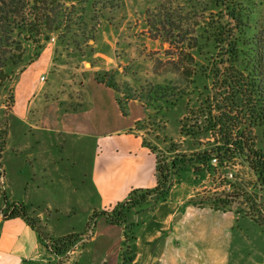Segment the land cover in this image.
Segmentation results:
<instances>
[{"label": "rangeland", "instance_id": "obj_1", "mask_svg": "<svg viewBox=\"0 0 264 264\" xmlns=\"http://www.w3.org/2000/svg\"><path fill=\"white\" fill-rule=\"evenodd\" d=\"M60 2L64 5L70 25L51 34L48 43L53 44L55 66L56 64L66 66H53L42 74L45 79L44 89H51V92L75 90L85 77L86 71H77L76 74L74 68L90 69L96 61H102L100 55L104 54L111 58L107 66H113L108 71L113 72L111 73L114 83L119 89L118 95L122 99L141 100L149 107L148 113L152 118L144 126L143 138L146 142L170 155L176 152L193 153L214 144L215 141L213 142L210 136L217 138V135L207 129L209 114L216 115L214 111L208 109L214 93L208 75L211 72L212 57L216 54L211 43L209 27L214 28L218 23L222 25L231 22L232 11L237 17L236 26L244 24L237 27L236 33L240 29L245 37L256 35L264 39V0H60ZM165 16H169L173 23L180 26L182 36L194 37L198 42L197 49L189 52L193 60L188 59L186 63L191 75L187 70L176 68L172 59L175 53L173 45L165 42L164 37L159 36V32L151 26L153 22L162 20L161 18ZM31 45V41H22L23 60H27L33 53ZM23 63L22 61L17 66H9L8 72H17ZM10 86L11 83L6 85L3 93H0V98L7 95ZM160 88H163L164 93H161ZM179 95H183V98L175 105L166 104V101L173 100ZM186 118L193 119V125L201 128L199 143H203V146L205 143L203 148L195 145L189 137L181 139L178 133L179 124ZM3 121L6 123L8 135L0 168V223L4 207L3 192L9 201L11 196H15L18 201L26 202L19 184L23 178L15 173L23 163H15L10 168L8 148L13 150L21 144L18 154L24 157L21 149L23 144L30 147L35 138L31 134V129L21 125L10 111L0 109L2 125ZM253 134L252 148L264 152L263 130L256 127ZM23 135H26V138ZM171 143H175L179 150L166 151ZM90 159L91 150L88 148L72 179L69 177L71 174L69 164L64 161L59 162L57 169H54L55 172L52 170L54 174L47 177L45 184L42 181L37 188L34 182L30 187L34 201L38 204L28 205L29 214L38 219L36 222L42 229L43 237L54 240L70 233L79 234L77 241L65 255L59 257L52 255L53 259L43 264H90L93 243L91 239L94 231L88 229L87 222L93 211L100 210L89 184ZM227 166L228 170L234 172L236 180L226 187L227 180L222 178L216 180V177H213L209 182L210 187L204 190L201 197L217 200L223 198L226 192L239 195L237 197L242 202L237 206L235 214L244 219L245 229L243 237L233 244L230 264H264V259L258 255L264 246V218H254L249 210L247 211L248 205L244 203L246 189L252 188L255 175L248 167L244 156L232 158ZM219 167L221 171L225 169L222 168V164ZM184 169L185 167L179 169L172 181L176 179L178 181L181 175L188 176L189 170L183 172ZM207 169L212 175L210 165ZM242 191L245 192L244 195L241 194ZM155 197L153 194L147 196L145 203L134 208L135 213L130 219L136 224L143 221L152 209ZM256 221L260 223L257 224Z\"/></svg>", "mask_w": 264, "mask_h": 264}, {"label": "crops", "instance_id": "obj_2", "mask_svg": "<svg viewBox=\"0 0 264 264\" xmlns=\"http://www.w3.org/2000/svg\"><path fill=\"white\" fill-rule=\"evenodd\" d=\"M53 52V44L47 43L38 58L27 65L14 82L12 115L21 125L29 127L35 137L30 147L23 144L24 157L18 154L21 144L14 147L15 151L10 147L7 150L10 168L15 163H23L15 173L23 178L19 184L25 194V204H38L30 187L34 182L37 188L42 181L45 184L59 162L69 164L72 179L88 148L91 150L89 184L97 198L98 209L112 207L133 188L154 187L155 157L142 143L145 128L136 127L137 122L147 118L142 102L129 100L127 114L123 115L113 89L94 78L95 72L113 67L107 66L111 58L101 54L102 61H96L92 68H74L76 74L86 71L79 86L74 83L75 90L51 92L44 89L42 74L55 66ZM1 100L2 97L0 109ZM192 120L181 121L178 133L181 139L189 137L203 148L205 143L204 146L199 143L201 133ZM178 150L177 145L171 143L166 151ZM186 169L190 172L188 176L181 175L178 181L174 180L165 198L137 227L132 264H230L233 244L243 237L245 221L232 209L195 203L210 187L213 175L202 165H189L183 172ZM10 200L18 201L15 196ZM91 240L90 264L117 263L122 241L120 226L100 217ZM258 255L264 259V246ZM52 259V254L23 220L1 219L0 264H43Z\"/></svg>", "mask_w": 264, "mask_h": 264}, {"label": "trees", "instance_id": "obj_3", "mask_svg": "<svg viewBox=\"0 0 264 264\" xmlns=\"http://www.w3.org/2000/svg\"><path fill=\"white\" fill-rule=\"evenodd\" d=\"M156 18L159 17L156 16ZM230 18L231 22L228 21L222 25L218 23L214 28L209 27L211 43L216 54L212 57L211 72L208 75L211 89L214 91L208 109L214 111L216 115L209 114L207 129L217 135V138L210 136L213 142L215 141L214 144L193 153L176 152L170 155L143 140V145L147 146L155 157V186L131 189L123 200L112 207L93 211L87 222V227L92 232L100 217L109 224L121 227L122 241L116 264H132L134 260L136 230L142 222L136 224L130 219L135 213L134 208L141 206L145 203L147 196L153 194L156 196L153 209L167 195L173 176L179 169L193 164L207 167L214 157L218 162L223 163L236 156H244L256 179L264 183V152L252 148L254 128H261L264 137V39L256 35L245 37L240 29L236 33L237 27L244 24L236 26L237 17L232 11ZM161 19L153 22L151 26L159 32V36L164 37L165 42L173 45L175 53L172 59L176 68L182 71L187 70L190 74L186 63L188 59L193 60L189 52L197 49L196 38L182 36L180 26L173 23L169 16ZM68 21V15L60 0H0V93L2 94L6 85L11 83L9 92L1 100L2 110L12 113L15 104L14 82L18 75L38 58L41 50L49 42L51 34L70 25ZM22 41L32 43L33 53L27 60H23ZM22 61L24 63L17 72H8L9 66H17ZM111 72L97 71L94 73V78L97 82L114 90L119 109L123 115H126V105L132 99H122L118 95L119 89L114 83L113 72ZM160 90L164 93L163 88ZM182 98L183 95H179L173 100L166 101V104L175 105ZM161 99L164 98L161 97ZM141 102L147 112V118L144 122H137V128L144 127L152 118L148 113L149 107L143 101ZM4 122L3 125L0 123L2 125L0 126V168L8 135ZM191 128L193 130V127ZM197 132L201 133L200 127ZM2 196L4 200L2 219L23 220L53 256L65 255L77 241L79 234L76 233L66 234L54 240L46 239L43 237L42 229L37 225L38 219H34L29 214L30 206L22 201H9L5 192ZM195 203H206L218 209H230L226 197L217 198V200L202 197Z\"/></svg>", "mask_w": 264, "mask_h": 264}, {"label": "built area", "instance_id": "obj_4", "mask_svg": "<svg viewBox=\"0 0 264 264\" xmlns=\"http://www.w3.org/2000/svg\"><path fill=\"white\" fill-rule=\"evenodd\" d=\"M222 164L223 171L219 170V166ZM229 161H224L223 163L218 162L217 158L214 157L210 161V166L212 170L213 177H216V180H219L220 178L227 180L226 187L230 186L231 183H233L236 180V177L234 175V172L231 170H228ZM244 191L241 192L242 195H244ZM246 199L244 200V203L248 205L247 211L252 214L254 218L262 217L264 218V183L262 181H259L254 177V182L252 184V188L246 189ZM226 199L229 202L228 207L234 211L237 210V206L240 205V198L238 194H230L229 192H226L224 194ZM241 195V196H242Z\"/></svg>", "mask_w": 264, "mask_h": 264}]
</instances>
